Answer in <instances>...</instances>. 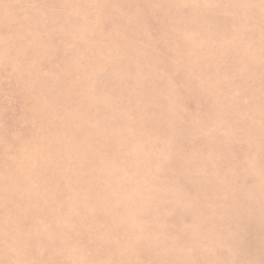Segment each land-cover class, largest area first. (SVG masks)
<instances>
[{"label":"rangeland","instance_id":"rangeland-1","mask_svg":"<svg viewBox=\"0 0 264 264\" xmlns=\"http://www.w3.org/2000/svg\"><path fill=\"white\" fill-rule=\"evenodd\" d=\"M0 264H264V0H0Z\"/></svg>","mask_w":264,"mask_h":264}]
</instances>
